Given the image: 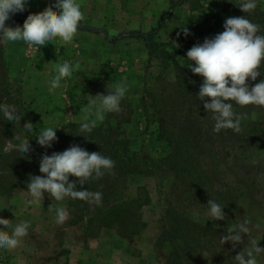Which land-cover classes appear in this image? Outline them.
I'll return each mask as SVG.
<instances>
[{"label":"rangeland","instance_id":"rangeland-1","mask_svg":"<svg viewBox=\"0 0 264 264\" xmlns=\"http://www.w3.org/2000/svg\"><path fill=\"white\" fill-rule=\"evenodd\" d=\"M203 1L210 5L208 10H203L198 22L195 19L189 26L179 22L176 32L166 38L160 36V31L155 34V39L166 42L169 49L181 50L180 61L189 72L191 70L187 66L190 63L194 66V62L187 60V51L193 45L203 43L205 36L202 34L208 32L207 37L212 38L223 32L224 21L229 15L224 12L221 0H171L173 6L170 5L167 12V17H170L176 9L180 12L187 8L196 10L193 6L198 4L203 9ZM262 5L264 7V0ZM99 10L96 9V14ZM38 12L26 6L24 12L10 15L26 18V13ZM24 21L8 20L6 25L23 24ZM113 25L111 30L106 24L91 21L89 16H85L78 30L92 31L95 35L90 38L76 36L70 44L57 40L60 48H56V52L61 50L59 54H49L47 46L39 51L22 41L7 42L0 37V104L15 105L18 114L23 116L20 122L13 120L11 125L15 137L27 133L23 124L29 121L38 132L45 127L59 129L70 122L83 123L84 116L89 113L82 109L88 105L90 95H106L113 84L125 80L128 85L126 94L133 103L132 121L125 129L133 149H142L156 158L167 154L166 142L158 137L157 125L147 123L139 102L145 82L151 83V76L158 70L155 60L149 61L145 42L150 30H128L119 28L118 24ZM186 26L191 33L187 37L181 31ZM178 32L181 33L179 38ZM53 56L57 57L55 62L50 60ZM64 61L73 65L79 62L81 68L70 78L62 80L61 87L50 89L49 82L56 74V64ZM246 116L252 129L244 131L245 137L242 131L231 129L222 132L215 142L224 156L222 166L228 172L225 179H237L236 183L250 191L248 203L241 204L236 216L230 218L227 213L223 220L213 218L209 208L200 210L195 206L190 211L197 219L228 227L230 235L240 233L244 241L234 247L237 251H246L252 241L264 248V107L251 105ZM90 119L94 116L90 115ZM5 120L0 112V136L4 132ZM104 120L97 121L96 125ZM169 178L163 173L128 178L129 196L141 193L143 197L147 192L150 198L141 211L146 225L131 237L121 235L117 226L98 229L94 225L89 227L84 221H74V212L64 224H57L55 209L64 207L70 211L67 197L63 201H55L45 193L40 205L27 204L31 197L26 189L0 197V217L10 220L8 228L3 229L4 226L0 225V229L11 233L15 225L30 222L28 235L22 238L16 249H0V264H73L79 261L78 255H84L90 264H165L171 246L157 243V238L161 219L171 200L168 196ZM243 228L248 231L243 232ZM234 248L227 251L230 260V256L235 255ZM256 259L258 264H264V252L256 255ZM210 260L211 257L205 255L198 264H214Z\"/></svg>","mask_w":264,"mask_h":264},{"label":"trees","instance_id":"trees-1","mask_svg":"<svg viewBox=\"0 0 264 264\" xmlns=\"http://www.w3.org/2000/svg\"><path fill=\"white\" fill-rule=\"evenodd\" d=\"M221 1L229 17L244 15L260 25L258 34L264 35L262 0H256L257 8L251 13L240 10L245 0ZM201 7L200 4L193 6L195 9ZM29 14H25L26 18ZM167 16L168 13L162 16L159 24L146 34L149 61L155 60L158 70L151 76V83L145 82L139 98L147 123L156 124L158 137L166 142L167 154L156 158L142 149H133L132 140L125 129L132 121L133 112V103L128 94L121 101L122 111L107 113L104 122L96 125L91 133H81V123L70 122L56 129L58 139L51 148L38 144V131L25 133L21 138L27 137L33 150L24 155L16 150L4 151L9 140L14 144L19 143L11 127L14 121L6 119L3 122V135L0 136V197L9 196L20 189L27 190L30 176L43 175L39 171L43 154L62 152L77 144L89 152H101L110 157L116 166L112 173H105L98 180L90 179L83 186L89 191L102 192L101 206L67 197L69 213L76 214L74 221H84L89 227L94 225L98 229L117 226L124 237L137 234L146 225L141 211L150 198L147 192L143 197L141 193L135 197L129 196L128 178L163 173L170 177L168 196H171V200L161 219L157 243L171 246L165 264H198L205 255L210 256V262L214 264H238L235 255L241 250L237 251L234 247L242 245L244 239L235 246L232 241H221L222 237L230 235L228 227L207 223L190 213L195 206L200 210L209 208L207 203L211 199L232 218L237 215L241 204L248 203L250 191L236 183L237 179H225L228 172L222 166L224 156L216 148L215 140L222 132L231 129H222L218 133L213 130V114L204 110L203 102L197 97L203 77L187 70L180 61L181 50H171L166 42L155 39ZM26 18L12 16L9 21L22 22ZM17 25L22 27L23 24L12 23L11 27ZM258 70L261 75L256 81L249 80L250 86L264 79V62ZM250 107L234 104L243 137L244 131L252 129L246 116ZM69 180L71 182L76 178L70 176ZM80 187L78 184L77 188ZM251 200L257 202L253 198ZM232 248L237 252L230 256V260L227 251Z\"/></svg>","mask_w":264,"mask_h":264},{"label":"clouds","instance_id":"clouds-1","mask_svg":"<svg viewBox=\"0 0 264 264\" xmlns=\"http://www.w3.org/2000/svg\"><path fill=\"white\" fill-rule=\"evenodd\" d=\"M28 0H0V37L7 42L23 41L29 48L37 49L61 41L70 44L77 35L81 22L85 19L82 6L78 0H54L43 11L31 13L25 19L22 27L7 26L6 21L11 19L10 14L24 12ZM257 8L256 0H245L240 5L243 13H251ZM224 31L212 38L206 37L203 43L193 45L186 53V58L194 62L187 67L195 75L203 77L197 97L203 102L206 112H211L215 121L214 131L232 129L239 132V118L234 111V104L245 107L249 105L264 107V79L250 86L248 81H256L261 74L259 68L264 62V35L260 32V25L251 22L244 15L228 17L223 24ZM185 37L190 35L188 27H182ZM181 35L177 33V38ZM179 46V45H178ZM79 62L74 65L69 61L56 64V74L50 80V89L61 87V81L70 78L74 72L79 71ZM108 87V85H107ZM128 92V85L121 80L112 85L107 94L91 96L88 105L82 109L89 113L84 116L80 124L81 133H91L97 121H103L107 113L122 111L121 101ZM234 102V103H233ZM0 112L8 121L20 122L23 116L18 114L15 105L0 104ZM90 115L94 119H90ZM23 128L32 133L35 128L32 122H25ZM56 129L45 127L36 136L38 144L51 148L58 139ZM18 144L11 140L4 148L5 152L16 150L23 155L32 151L30 140L27 137H15ZM115 161L101 152H89L77 144L71 145L62 152H53L51 155L43 154L39 162V171L43 175L30 176L27 181V191L31 197L29 205H40L47 193L55 201H63L66 197L86 201L96 206L102 205V192L89 191L83 186L90 179H100L105 173H112ZM75 177L71 181L69 177ZM81 187L78 189L77 185ZM210 215L216 220H223L225 213L222 207L209 199ZM52 205L49 206L51 208ZM56 223L64 224L70 213L64 207H57ZM3 229L10 226V220L0 217ZM30 222H21L13 228L12 232L0 229V249L8 251L16 249L22 238L28 235ZM247 232V228L242 229ZM243 237L240 233L222 237L225 242L232 241L233 246L239 244ZM264 252L256 241L251 247L235 255L238 264H258L256 255Z\"/></svg>","mask_w":264,"mask_h":264},{"label":"crops","instance_id":"crops-1","mask_svg":"<svg viewBox=\"0 0 264 264\" xmlns=\"http://www.w3.org/2000/svg\"><path fill=\"white\" fill-rule=\"evenodd\" d=\"M51 3H54V0H28L27 6L34 10L43 11ZM78 3L81 4L84 15L89 16L91 21L100 22L104 25L106 24V26L110 28L114 26L113 23H115L118 24V27L121 29L127 28L128 30L138 29L149 31L153 27H156L161 17L170 10L171 0H78ZM203 5V9L193 10L187 8L182 12L176 9L170 17L165 19L164 25L159 30L160 36L166 38L168 35H173L176 32L175 27H179V22L181 25L187 24L188 26L191 22H195V19H197L196 22H198V18L203 14V10H208L207 6L210 4L203 1ZM98 8H100V10L96 14V9ZM197 29L199 30V28ZM197 29L194 32H196ZM111 30H113V28H111ZM208 34L209 33L206 32L202 35L206 38L207 36L209 37ZM92 35H95L92 31L78 30L76 36L90 38ZM19 42L21 41H17L16 43ZM56 48H60V46L56 41H53L51 44L47 45L46 49L49 54H59L61 50L56 52ZM42 49L43 47L38 50L42 51ZM56 59L57 57L55 58V56L50 58V60L54 62ZM77 257L79 258V264H90L84 255H78ZM78 262L73 264H78Z\"/></svg>","mask_w":264,"mask_h":264},{"label":"built area","instance_id":"built-area-1","mask_svg":"<svg viewBox=\"0 0 264 264\" xmlns=\"http://www.w3.org/2000/svg\"><path fill=\"white\" fill-rule=\"evenodd\" d=\"M1 260V259H0Z\"/></svg>","mask_w":264,"mask_h":264}]
</instances>
